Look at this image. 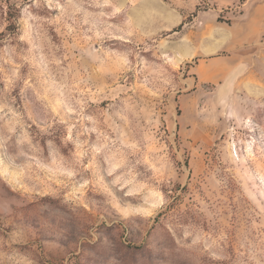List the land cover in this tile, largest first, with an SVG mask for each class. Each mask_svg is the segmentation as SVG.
Returning <instances> with one entry per match:
<instances>
[{"label": "rangeland", "instance_id": "obj_1", "mask_svg": "<svg viewBox=\"0 0 264 264\" xmlns=\"http://www.w3.org/2000/svg\"><path fill=\"white\" fill-rule=\"evenodd\" d=\"M0 264H264V0H0Z\"/></svg>", "mask_w": 264, "mask_h": 264}]
</instances>
